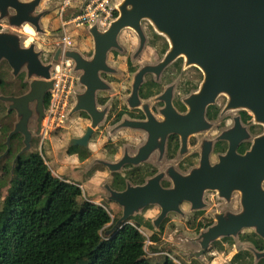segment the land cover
Returning <instances> with one entry per match:
<instances>
[{"label":"water","instance_id":"1","mask_svg":"<svg viewBox=\"0 0 264 264\" xmlns=\"http://www.w3.org/2000/svg\"><path fill=\"white\" fill-rule=\"evenodd\" d=\"M42 1L0 0V19H6L17 27L29 24L37 34L52 35L41 23L44 14L50 11L40 7ZM87 1L83 0L81 10ZM6 5H10L12 11H6ZM114 7L118 15L106 27L100 26L99 17L86 27L94 42V55L90 61H86L77 47L69 46L64 51V56L74 62L73 73L85 85L84 91L74 92L75 103L65 117L66 121L74 111L89 110L88 106L81 103L80 96L88 93L93 97L96 90L90 87L85 77L83 79L80 69L88 62L90 75L99 77V71L109 67L108 51L121 48L119 35L124 28H131L140 36V45L146 43L143 21L147 20L157 33L169 40L171 48L165 61L182 51L187 52L191 59L204 67L207 82L213 81L216 69V94L226 90L237 104L252 110L256 123L264 124V0H120ZM24 37V34L13 29L0 31V59H9L14 76L25 70L26 80L31 81L30 89L25 94L0 97L7 104L8 111L17 113L14 128L5 142L7 147L0 154V161L10 153L13 136H24V146L12 161L11 181L16 160L32 150L34 136L43 134L42 119L46 114L44 97L47 91L55 89L52 62L44 63L41 60V51L35 42L24 46ZM62 52L63 46L58 45L52 60L57 62ZM32 101L36 103L35 110L32 109ZM34 114V125L30 126V117ZM93 125H96L95 121ZM92 131L93 127L89 126L81 136L71 137L68 146L87 144ZM253 141L252 148L245 154L230 148L227 154L222 155L217 164V173L216 164L211 166L208 162L194 168L184 179L187 185H182L181 179H177L172 186L165 188L160 184L159 176H155L141 185L128 181L124 190H117L105 181L102 185L106 190L103 197L122 207V215L105 231V237L118 231L129 222L130 217L142 213L149 205L155 204L161 208L153 219L156 229H160L169 212L185 216L186 211L179 205L183 200L191 203L189 211L205 209L208 204L204 193L218 189L221 194H225L235 178L236 187L244 193L241 209L231 210L228 207L212 211L214 222L211 225L201 229L196 236H186L195 249H181L182 253L188 258L195 256L205 259L214 241L225 236H237L243 227H251L264 235V225L261 222L252 223L249 215L252 205L256 204L250 197L260 191V182L264 178V132L256 135ZM100 162L111 171L118 170L124 164ZM206 171L211 172V175H206ZM241 181H247V184Z\"/></svg>","mask_w":264,"mask_h":264},{"label":"flooded vegetation","instance_id":"2","mask_svg":"<svg viewBox=\"0 0 264 264\" xmlns=\"http://www.w3.org/2000/svg\"><path fill=\"white\" fill-rule=\"evenodd\" d=\"M7 10L12 11L10 5H6ZM49 12L44 14L41 23ZM42 26L52 34H45L50 41L57 40L60 33L62 34L60 25L52 29L43 24ZM143 27L147 37L143 45H140V36L130 28H124L120 32L119 40L123 51L121 48H111L108 51L109 67L101 69L99 77L90 75L88 62L80 69L83 79L85 77L90 87H95L96 90L93 97L88 93L80 96L81 103L88 106L89 110L74 111L66 121L65 117L75 103L74 92L85 90V85L78 81L77 74L72 71L75 81L71 97L63 118L57 124L54 123L57 130L67 125L81 130L80 134L72 137H79L89 126L93 127L87 144L68 146L69 139L64 144L65 150L71 152L76 161L88 164L87 173L102 171L110 174L112 181H107L117 190H124L128 181L141 185L155 176H159L160 184L165 188L172 186L177 179H181L182 185H187L184 179L194 168L208 162L211 166L216 164L217 173L220 157L227 154L230 148H234L239 154H245L252 148L254 137L264 132L263 123H260L261 130L254 129L256 122L249 107L237 104L236 99L226 90H220L216 94V69L213 81L207 82L204 67L191 59L187 52L182 51L165 61L171 48L169 40L157 33L149 21L144 20ZM21 28L11 25L6 19H0V31L13 29L24 34ZM87 40L84 49L81 45L77 47L81 49L78 48L86 61H90L94 55L91 34H87ZM71 43H74L73 39ZM63 44L61 39L52 48L37 46L41 51V60L44 63L52 62L51 72L65 49L63 48L62 56L57 62L52 60L53 54L57 46ZM23 45L29 44L23 41ZM73 46L72 44L70 47ZM73 66L74 62L72 69ZM20 75L23 76L27 88L16 92L13 78ZM18 76H14L9 59H0V97L20 96L30 89L31 81L26 80L27 72L24 70ZM50 91L44 97L46 113ZM0 101L3 100L0 98ZM35 105V101H32L33 110ZM34 119L35 114L30 117V126ZM94 121L96 125H93ZM45 136L46 131L43 128V134L38 137L45 140ZM101 160L124 164L118 170L111 171ZM123 171L129 173L128 178L121 177L120 173ZM53 173L56 174L54 171ZM206 175H211V172L206 171ZM241 183L247 184V181ZM236 185L235 178L230 190L228 189L229 194L228 190L225 194H221L218 189L214 190L217 203L221 205L216 210L228 207L231 210L241 209L244 193ZM259 190L250 197L256 204L252 205L249 215L252 223L261 222L264 225V178L260 182ZM208 191L210 190L204 193L205 198ZM179 205L186 211L185 216H181L187 226V218L193 213L191 221L193 218L195 221L192 228L198 227L201 221L205 223L206 215L203 211H189V201L183 200ZM151 206L160 207L154 204L145 209ZM216 242L217 252L228 246L229 264H264V235L251 227H243L237 236H225Z\"/></svg>","mask_w":264,"mask_h":264},{"label":"trees","instance_id":"3","mask_svg":"<svg viewBox=\"0 0 264 264\" xmlns=\"http://www.w3.org/2000/svg\"><path fill=\"white\" fill-rule=\"evenodd\" d=\"M10 177L11 169L0 175V197ZM13 181L0 226V264H178L166 254L148 257L146 236L131 222L104 237L113 220L108 206L87 198L80 182L54 174L39 150L16 160ZM199 223L197 232L205 226Z\"/></svg>","mask_w":264,"mask_h":264},{"label":"rangeland","instance_id":"4","mask_svg":"<svg viewBox=\"0 0 264 264\" xmlns=\"http://www.w3.org/2000/svg\"><path fill=\"white\" fill-rule=\"evenodd\" d=\"M82 2L83 0H43L40 7L50 9L49 14L42 20V24L45 27L52 29L57 25H60V32L64 28H68L67 33L69 37L74 40V43H72L74 45L73 47L81 45L82 49H84L86 42H88L87 34H89L88 31L85 30L86 27H70L71 25L65 24L64 21L68 20L73 14L80 11ZM112 17L113 16L111 15V19H109L110 21L112 20ZM108 23L100 26L106 27ZM21 30L25 35V43L30 44L31 42H36L38 48H52L57 44V41L61 40L63 37L60 33L57 40L50 41L47 38L48 35L35 33L29 24H26L21 28ZM13 79L16 83L14 86V90L16 92H21L23 90L22 88H27V84L25 83L22 75ZM16 120V112L8 111L7 104L0 101V154L3 153L7 147L5 141L9 132L13 129V125ZM254 126L256 131L261 130L260 123H254ZM80 133L81 130L74 126L68 127V125L62 127L60 130L55 129V127L51 129L47 128L45 140H43V137L34 136V139L32 140V150H39L42 152L50 168L56 174L62 177H68L69 180L80 182L87 198L95 202H103L108 206L113 220L106 228L110 229L111 227L109 228V226L113 224V222L115 223V221L122 215V207L118 203L109 201L103 197L105 189L103 188L102 183L107 180L111 183L112 177L110 174L102 171L87 173L88 164L76 161L70 154L71 152L68 153L67 150H65L64 144H67L70 137ZM23 146V136L18 134L12 139V148L8 154L9 157L6 161L4 169L0 171V175H4L5 171L11 169L15 154ZM120 175L123 178L129 177V173L127 171H123ZM10 179L8 181L9 185L3 186L1 190L0 226L3 224L1 221L6 214L5 206L7 205L9 192L12 190L13 184H15L13 179L12 181ZM215 192L216 191L214 190H210L206 193L207 195L205 200L208 206L201 210L204 212V215H206L204 217L205 226L201 229L208 227L214 222L211 212L221 206L220 203H217L216 194H214ZM159 212L160 207L151 206L147 210L144 209L142 213L129 218V222L136 225L146 236L145 248L148 257L166 254L178 264H229L230 254L228 253V246L217 252L216 241H214L208 248L205 259L197 258L195 256L188 258L187 255L182 253L181 249L195 248L187 241L186 236H196L200 230L196 233V229L187 226L182 220L183 217L181 214L174 211L170 212L162 221L160 229H156L153 225V219L159 214ZM104 233L105 232H102V235L105 237ZM151 245H156L157 250H152Z\"/></svg>","mask_w":264,"mask_h":264},{"label":"built area","instance_id":"5","mask_svg":"<svg viewBox=\"0 0 264 264\" xmlns=\"http://www.w3.org/2000/svg\"><path fill=\"white\" fill-rule=\"evenodd\" d=\"M119 1L120 0H88L82 10L80 9V11L73 14L68 20H64L65 24H70V27L77 28L87 27L99 17L100 25H106L110 21L109 19H111L110 16H114V5ZM67 32L68 28L62 30L64 49L72 45V39ZM72 65L73 60L65 57L63 54L62 58L53 66L52 77L55 80V89L50 91L48 112L45 114L42 122V127L45 131H47V128H54V126H56L54 123L57 124L63 118L62 116L64 115L74 88L75 78L72 74Z\"/></svg>","mask_w":264,"mask_h":264}]
</instances>
